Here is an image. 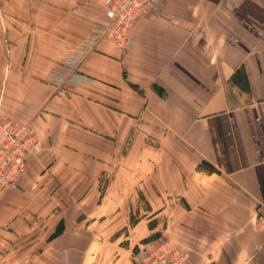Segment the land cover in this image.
<instances>
[{"label": "crops", "instance_id": "1", "mask_svg": "<svg viewBox=\"0 0 264 264\" xmlns=\"http://www.w3.org/2000/svg\"><path fill=\"white\" fill-rule=\"evenodd\" d=\"M105 11L0 0V115L40 137L0 264H264V0H162L126 49Z\"/></svg>", "mask_w": 264, "mask_h": 264}, {"label": "built area", "instance_id": "2", "mask_svg": "<svg viewBox=\"0 0 264 264\" xmlns=\"http://www.w3.org/2000/svg\"><path fill=\"white\" fill-rule=\"evenodd\" d=\"M107 20L104 36L126 49L136 25L150 7L162 0H102ZM38 144L30 124H17L0 118V191L14 186L24 172V161ZM189 255L165 241L144 252L140 264H188Z\"/></svg>", "mask_w": 264, "mask_h": 264}, {"label": "rangeland", "instance_id": "3", "mask_svg": "<svg viewBox=\"0 0 264 264\" xmlns=\"http://www.w3.org/2000/svg\"><path fill=\"white\" fill-rule=\"evenodd\" d=\"M58 72H59V71L54 70V72H53V79H54L55 81L53 80L52 82L61 85L62 82H63V80H64V77L61 79V76H59ZM0 118H2V119H4V120H5V119L10 120L9 118H5V117H3L2 115H0ZM10 121H12V120H10ZM12 122H14V121H12ZM14 123H17V122H14ZM17 124H19V123H17ZM26 124H30L31 128H33V131H35V133H36V135H37V137H38V144H37L35 150H34L33 152H31L30 154H28L27 157L25 158V161H24V172H23V174L17 179V181H16L14 187L17 185L18 180H19V179L24 175V173H25L26 160H27V158H28L31 154L35 153L36 150L39 148V145H40V137H39V135H38L36 129L33 127V125H32L31 123H26ZM8 187H10V186H8ZM12 187H13V186H12ZM6 188H7V187H6ZM4 189H5V188H4ZM1 191H2V190H1ZM1 191H0V192H1ZM160 240H161V239H160ZM164 242H165V241L162 240V241H161L160 243H158V244H163ZM158 244H156L155 246H157ZM188 263H189V261H188Z\"/></svg>", "mask_w": 264, "mask_h": 264}]
</instances>
